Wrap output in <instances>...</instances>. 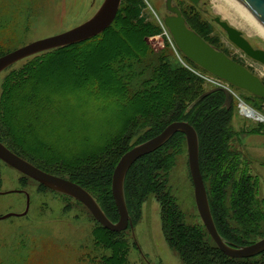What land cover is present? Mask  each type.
I'll list each match as a JSON object with an SVG mask.
<instances>
[{
    "label": "trees",
    "instance_id": "1",
    "mask_svg": "<svg viewBox=\"0 0 264 264\" xmlns=\"http://www.w3.org/2000/svg\"><path fill=\"white\" fill-rule=\"evenodd\" d=\"M145 9L144 0H121L113 22L101 34L31 56L32 60L19 70H11L4 78L0 95V142L39 169L80 185L95 199L105 216L116 222L118 213L111 195V177L120 157L133 146L158 135L170 123L188 122L198 136L199 168L217 232L230 244L250 245L264 237V210L262 200L257 196V177L251 173L241 153L231 146L239 134L232 126L236 104L226 108L224 94L217 91L191 107L194 100L210 88L193 72L167 59L168 43L161 41V46L152 43L151 38L160 34V28L144 12ZM194 10L189 5L181 11L188 28L213 48L244 65L224 50L211 22ZM94 55H97L99 70L89 71L88 62ZM65 59L81 75L77 86L80 95L78 99L77 95L69 94L60 102L66 103L73 112L77 104L81 107L87 104L98 116L108 108L117 115L118 111L124 113L116 132L86 154L54 153L48 146L44 147L38 137L30 135V130L35 132L40 126L48 127L51 121H48V109L40 108L35 112V104H29L33 107L27 109L29 106H25L24 109L30 110V120L24 125L20 123L27 114L22 109L23 102L34 101L38 88L42 87L40 73L46 67L56 68ZM183 59L207 74L185 57ZM261 80L264 84V79ZM241 99L264 114L263 99L249 93ZM16 114H19V122ZM58 115L53 110L52 116ZM63 121L56 119L55 125L61 123L64 127ZM256 125L257 128L251 130L254 133L264 128V123ZM69 129L67 122L66 131ZM184 145V135L175 133L161 148L139 158L129 168L124 194L132 223L139 219L140 207L146 197L153 195L160 206L163 240L182 264H264V252L244 259L225 256L201 220L198 224L185 221L174 197L165 188L174 155ZM125 231L111 232L95 221L94 241L109 252L100 258V264H127L129 244Z\"/></svg>",
    "mask_w": 264,
    "mask_h": 264
},
{
    "label": "rangeland",
    "instance_id": "2",
    "mask_svg": "<svg viewBox=\"0 0 264 264\" xmlns=\"http://www.w3.org/2000/svg\"><path fill=\"white\" fill-rule=\"evenodd\" d=\"M102 1L0 0V55L83 23L93 15ZM146 2L149 7L146 5L144 12L159 26L158 19L162 22L160 11L164 7V0ZM200 5L203 19L211 22L214 34L220 39L224 50L232 57L245 61L246 65L264 79L263 66L246 58L227 40L225 33L212 19L219 17L241 31L255 49L264 50V38L217 0H201ZM159 28L160 34L151 38L152 43L159 46L164 41L163 43L169 44L160 26ZM177 51L178 56L169 44L166 48L167 59L173 64L182 65L181 60L185 59L178 49ZM31 60L32 57L24 59L0 74V95L7 74L11 70H19ZM98 67V58L94 55L88 62L87 70H99ZM39 76L42 87L38 88L37 97L31 102L28 99L22 101V109L25 106L31 109L33 106L29 104H35V112H39L40 108L49 110L48 121H51L48 127L40 126L35 132L30 130V135L38 137L44 147L48 146L52 152L68 156L86 154L96 145L103 144L119 128L124 113L118 111L117 115L108 108L98 116L92 113L87 104L82 107L77 104L73 112L66 103L60 102L62 97L67 98L69 94L77 95V98L80 95L77 86L81 75L74 71L73 64L68 59L56 68L46 67ZM232 90L240 97L247 95L241 90ZM232 104L235 105V100ZM53 110L59 114L58 117L52 116ZM29 112L30 110L25 111L27 114L20 121L22 125L30 120ZM235 112L232 126L239 134L232 140L231 146L241 153L249 170L257 177V196L262 200L264 210V128L252 132L257 128V123L244 119ZM16 115L19 122V114ZM56 119L58 122L64 119L65 126L61 123L55 125ZM67 122L70 129L66 131ZM13 126H16L15 123ZM166 179L165 188L174 197L185 221L188 224H198L200 219L188 174L185 145L174 155ZM25 193L29 196L27 213L0 220V264H100V258L109 255V252L94 241L92 232L95 220L86 208L76 200L40 188L37 182L0 162V216L23 213L26 207ZM159 212L160 206L155 196L146 197L132 232L129 229L124 232L129 244L127 264H182L177 254L163 240Z\"/></svg>",
    "mask_w": 264,
    "mask_h": 264
},
{
    "label": "water",
    "instance_id": "3",
    "mask_svg": "<svg viewBox=\"0 0 264 264\" xmlns=\"http://www.w3.org/2000/svg\"><path fill=\"white\" fill-rule=\"evenodd\" d=\"M196 5L199 0H188ZM239 4L262 28H264V0H233ZM121 0H103L93 15L83 23L66 31L41 38L16 48L0 56V74L12 65L31 56L79 43L93 38L105 31L113 22ZM172 0H165L166 11L163 24L172 41L181 54L212 76L219 78L233 87L264 100V84L261 79L245 66L238 64L222 51L206 43L197 33L188 28L185 19ZM225 33L227 40L249 59L264 66V50L253 48L243 37L241 31L219 17L212 19ZM222 92L225 96L224 106L229 108L233 96L229 90L216 87L200 94L191 107L213 92ZM181 133L185 138L187 167L193 186V198L198 216L208 235L217 248L227 257L235 259L252 258L264 252V237L247 246L230 244L219 235L214 225L206 189L199 168V141L195 129L185 121H175L167 125L158 135L133 146L126 151L115 165L111 177V195L118 213V220L111 222L103 213L95 199L80 185L68 179L49 174L25 159L13 153L0 142V162L18 173L30 178L45 188L76 200L91 214L92 218L111 232H122L127 228L132 232L133 223L129 216L124 194L126 174L132 164L139 158L148 155L166 144L175 134ZM26 196V207L23 213H9L0 216V220L11 216H23L29 207V196Z\"/></svg>",
    "mask_w": 264,
    "mask_h": 264
},
{
    "label": "built area",
    "instance_id": "4",
    "mask_svg": "<svg viewBox=\"0 0 264 264\" xmlns=\"http://www.w3.org/2000/svg\"><path fill=\"white\" fill-rule=\"evenodd\" d=\"M157 18V17H156ZM158 19V18H157ZM158 22H159V26L161 27V30L163 31V34L165 35L166 39L168 40L171 48L175 51V53L177 54L178 56V53H177V50L166 30V28L164 27V25L162 24V22L159 21L158 19ZM181 60V59H180ZM181 63H182V66L185 67L186 69L190 70L191 72H193L195 75H197L198 77H200L201 79L204 80V82L209 85L210 87H222V88H225L227 90H229L233 97L236 99L237 101V104H236V107H237V112L238 114L243 117L244 119H248V120H251V121H254L256 123H264V115L258 113L257 111H255L254 109L250 108L249 106H247L243 101L242 99L234 92L232 91L230 88H229V85L227 83H225L224 81L216 78V77H213V76H210V75H207V74H203L197 70H195L194 68H192L191 66H189L188 64H186L184 61L181 60ZM248 66V65H247ZM249 67V66H248ZM264 68V67H263ZM254 72V70H253ZM255 73V72H254ZM256 74V73H255ZM260 74V73H259ZM257 75V74H256ZM262 75V74H261ZM258 77H260V75H257ZM264 77V74L262 75ZM261 78V77H260Z\"/></svg>",
    "mask_w": 264,
    "mask_h": 264
},
{
    "label": "bare ground",
    "instance_id": "5",
    "mask_svg": "<svg viewBox=\"0 0 264 264\" xmlns=\"http://www.w3.org/2000/svg\"><path fill=\"white\" fill-rule=\"evenodd\" d=\"M221 6L232 10L239 18L247 23L258 35L264 38V28H262L256 21L235 1L233 0H217Z\"/></svg>",
    "mask_w": 264,
    "mask_h": 264
},
{
    "label": "flooded vegetation",
    "instance_id": "6",
    "mask_svg": "<svg viewBox=\"0 0 264 264\" xmlns=\"http://www.w3.org/2000/svg\"><path fill=\"white\" fill-rule=\"evenodd\" d=\"M184 2H186V3H184V2H182V0H172V2H171V5L172 6H176L179 10H180V12L182 11V9L184 8V7H188L189 5L190 6H193L194 8H195V10L194 11H196V12H198V13H200V14H203V10H202V8H201V5H200V1L201 0H199V2L196 4V5H194V4H192V3H190L188 0H183ZM161 18L163 19L166 15H168L169 13L166 11V7H165V0H164V7L161 9ZM181 14H182V12H181ZM160 16V15H159Z\"/></svg>",
    "mask_w": 264,
    "mask_h": 264
}]
</instances>
